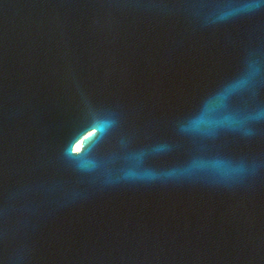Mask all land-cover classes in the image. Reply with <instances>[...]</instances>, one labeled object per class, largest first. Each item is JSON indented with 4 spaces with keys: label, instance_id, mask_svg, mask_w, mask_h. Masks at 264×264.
Wrapping results in <instances>:
<instances>
[{
    "label": "water",
    "instance_id": "water-1",
    "mask_svg": "<svg viewBox=\"0 0 264 264\" xmlns=\"http://www.w3.org/2000/svg\"><path fill=\"white\" fill-rule=\"evenodd\" d=\"M0 264H264V0H0Z\"/></svg>",
    "mask_w": 264,
    "mask_h": 264
}]
</instances>
